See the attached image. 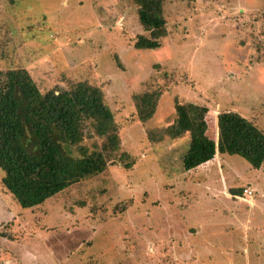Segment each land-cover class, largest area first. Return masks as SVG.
<instances>
[{
  "label": "rangeland",
  "instance_id": "rangeland-1",
  "mask_svg": "<svg viewBox=\"0 0 264 264\" xmlns=\"http://www.w3.org/2000/svg\"><path fill=\"white\" fill-rule=\"evenodd\" d=\"M163 16L161 47L136 50L148 34L131 0H0V79L20 70L42 93L99 87L120 127L117 156L133 163L110 164L29 210L0 170V264H264V163L256 170L222 154L206 180L189 177L187 135L175 151L174 140L146 137L173 122L174 101L208 108L209 137L222 111L264 132V0H163ZM154 90L155 113L140 123L132 97ZM223 184H249L254 203L231 201Z\"/></svg>",
  "mask_w": 264,
  "mask_h": 264
},
{
  "label": "trees",
  "instance_id": "trees-1",
  "mask_svg": "<svg viewBox=\"0 0 264 264\" xmlns=\"http://www.w3.org/2000/svg\"><path fill=\"white\" fill-rule=\"evenodd\" d=\"M131 1L148 34L138 36L134 48L159 49L167 33L163 0ZM19 71L7 70L0 79V170L3 188L22 209L36 208L101 175L110 164L131 168L132 162L122 161L128 155L117 156L120 127L99 87L75 82L42 93L32 79L21 80ZM160 95L154 90L132 97L140 123L152 119ZM173 110V122L148 130L146 137L160 143L166 137L175 140L187 135L188 147L181 156L183 171L211 161L216 153L239 156L256 170L264 163V132L238 113L222 111L212 116L214 134L209 137L206 106L174 101ZM95 137L101 139L100 145L84 144Z\"/></svg>",
  "mask_w": 264,
  "mask_h": 264
},
{
  "label": "crops",
  "instance_id": "crops-1",
  "mask_svg": "<svg viewBox=\"0 0 264 264\" xmlns=\"http://www.w3.org/2000/svg\"><path fill=\"white\" fill-rule=\"evenodd\" d=\"M158 50V49H157ZM172 112H174V110L172 109ZM155 117H156V115H155ZM155 121V120H154ZM157 122V124L159 123L158 121H156ZM154 123V122H153ZM153 126H155V124L153 125L152 124V127ZM156 127V126H155ZM160 127H162V126H160ZM163 127H166V126H163ZM179 139V138H178ZM178 139H176L177 141H178ZM177 141H172V144H168L167 146L169 147V146H174V151L176 150V147H177V145H179L178 143L179 142H177ZM185 145L186 144H184V147H185ZM173 148V147H172ZM166 152H167V150H165ZM173 155H174V153H172ZM172 154H168V153H166V154H164V156H173ZM183 154V153H182ZM219 155H221V154H218V153H216V155L214 156V158L211 160V161H209V162H207V163H205V164H203V165H200V166H198L197 168H195V169H192V170H190V171H184V172H186V174L189 176V177H194L195 175H198L199 173H198V171L200 172H204V173H206L207 175H205L204 177H202V179L204 180L205 178H207V176L209 175V170H208V168H209V166L211 165V163H213V162H215V160H217V165H219V163H220V156ZM182 156V155H181ZM262 167V166H261ZM260 167V168H261ZM259 168V169H260ZM221 179H223V178H221ZM206 180V179H205ZM207 187V186H206ZM236 187V185H230V186H227L226 184H223V189L225 190V195L227 196V197H230L231 198V201H235V200H238V201H242V202H245V200L247 201L246 203L248 204V205H251L252 204V202L254 203V201L252 200V199H250V196H247V195H244L243 194V191L242 192H240L239 191V189L238 188H235ZM244 189H249V190H251L252 191V195H253V193H254V188L252 187V186H250L249 184H247L246 185V187H242V190H244ZM211 191V193H214V194H217V192L216 191H214V190H211V189H207L206 191ZM231 190H234L233 192L231 191ZM237 190H238V192H237ZM240 193V194H239ZM242 195V196H241ZM251 195V196H252ZM238 196H240V197H238ZM212 197H214V196H212ZM243 197V198H242Z\"/></svg>",
  "mask_w": 264,
  "mask_h": 264
},
{
  "label": "built area",
  "instance_id": "built-area-1",
  "mask_svg": "<svg viewBox=\"0 0 264 264\" xmlns=\"http://www.w3.org/2000/svg\"><path fill=\"white\" fill-rule=\"evenodd\" d=\"M244 194L250 195V192L248 190L243 191ZM251 197V196H250Z\"/></svg>",
  "mask_w": 264,
  "mask_h": 264
},
{
  "label": "bare ground",
  "instance_id": "bare-ground-1",
  "mask_svg": "<svg viewBox=\"0 0 264 264\" xmlns=\"http://www.w3.org/2000/svg\"><path fill=\"white\" fill-rule=\"evenodd\" d=\"M244 190H248V191L250 192V195H247V194H244V193H243L244 195H247V196H251V195H252V191H251V190H249V189H244ZM244 190H243V191H244Z\"/></svg>",
  "mask_w": 264,
  "mask_h": 264
}]
</instances>
